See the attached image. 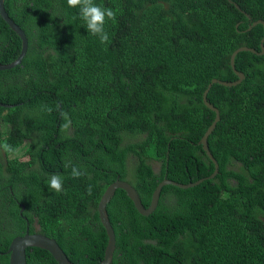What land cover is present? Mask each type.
Instances as JSON below:
<instances>
[{
    "label": "trees",
    "instance_id": "obj_1",
    "mask_svg": "<svg viewBox=\"0 0 264 264\" xmlns=\"http://www.w3.org/2000/svg\"><path fill=\"white\" fill-rule=\"evenodd\" d=\"M24 31L21 61L0 70V264L10 239L53 237L75 264H96L107 236L97 202L115 178L144 206L162 177L192 186L162 187L141 214L122 188L106 203L114 230L110 264H264V0H95L117 12L105 31H87L66 0H4ZM236 3V4H235ZM248 14V16L246 15ZM0 16V63L20 50ZM207 142L219 172L198 144ZM264 46V40H263ZM47 108H52L49 113ZM71 119L68 129L59 112ZM159 162L154 171L149 160ZM71 165L85 175L71 176ZM64 178L56 193L47 181ZM26 264H58L44 248H25Z\"/></svg>",
    "mask_w": 264,
    "mask_h": 264
},
{
    "label": "water",
    "instance_id": "obj_2",
    "mask_svg": "<svg viewBox=\"0 0 264 264\" xmlns=\"http://www.w3.org/2000/svg\"><path fill=\"white\" fill-rule=\"evenodd\" d=\"M3 1L4 0H0V16L9 25V27L17 33V35L20 37L21 44H20V50H19L17 56L9 62L0 63V70L6 69V68H9V67H12V66L18 64L21 61V58L23 57V55L25 54L26 47H27V38H26V35H25L23 29L16 22H14V20L7 13V11L4 8ZM246 15L248 16V14H246ZM259 22L263 25V36L260 40V51H258L257 53H261L264 51V46H263L264 23H263V21H261L259 19L252 21V24H256ZM243 49L255 51L252 47H248V46H244V45L239 46L236 50H234L230 56V64H231L233 69H234V65H233L234 64L233 63L234 55L238 50H243ZM234 71L236 72V74L238 76V78L236 80H233V81L221 80V79L214 77L210 80V82H208V84L206 85V87L204 88V90L202 92L203 103L208 108H210L211 110H213L215 112L214 118L212 119L211 123L209 124V126L205 130L204 135L202 136V138L200 140V142L203 144V147L206 149V151L209 155H210V153L207 149L206 136L212 130L216 121L218 120L219 112H218V109L211 102H209L207 100L206 94H207V91H208L211 83H213V82H217V83L223 84V85H235V84H237L243 78V74L241 72L235 70V69H234ZM1 104H3V103L0 102V105ZM3 105L9 106L12 104H3ZM216 171H217V164L215 163V170L212 174H209L208 177H211ZM200 180H201V178L194 181V182L181 183V182H177L175 180H171L167 177H163L155 185V187L151 193V197H150V200H149V203L147 204V206H143V204L141 203V200L137 194V191L126 180H123V179H120L117 177L114 180H112L110 183H108L106 185V187L104 188V190H103V192H102V194H101V196L97 202V205H96V209L98 212V218H99L101 224L103 225L105 232H106V235H107V242H106V245L104 248L103 257L96 264H110V262H111V256H112V251H113V247H114V233H113V228L111 226V223L109 221L108 214L106 211V203L109 201V199L113 195L114 190L116 188H122L126 192L127 196L132 200L133 205L138 210V212H140L141 214L147 215L148 213H150L155 208V206L157 204L159 193H160L163 185L173 184V185H176L178 187H188V186L194 185L195 183H198ZM28 246H38L40 248L46 249L53 256V258L57 261L58 264H74L67 257V255L64 253L62 248L58 245V243L56 242V240L53 237L47 236L43 233L29 232L27 228L25 229V231L22 234L15 235L10 239L8 246H7V249H6V252L8 253V264H26L25 248Z\"/></svg>",
    "mask_w": 264,
    "mask_h": 264
},
{
    "label": "clouds",
    "instance_id": "obj_3",
    "mask_svg": "<svg viewBox=\"0 0 264 264\" xmlns=\"http://www.w3.org/2000/svg\"><path fill=\"white\" fill-rule=\"evenodd\" d=\"M67 2V6L69 8L72 9H78V16L73 17V19H81L84 21V23L86 24L87 27V31L89 33H91L92 36L94 37H98L99 41L101 44H107L109 43V36L108 33L105 31V24L108 21H112L113 23L116 21V16H117V12L114 11L112 8H104L98 4L95 3V0H66ZM242 46V45H241ZM238 48V47H237ZM236 48V49H237ZM235 49V50H236ZM232 54V53H231ZM231 56V55H230ZM234 63V61H233ZM231 65V64H230ZM234 65V64H233ZM232 68V66H231ZM233 69V68H232ZM235 69V67H234ZM233 69V71H234ZM236 70V69H235ZM238 71V70H237ZM235 72V71H234ZM240 72V71H239ZM242 73V72H241ZM236 74V72H235ZM243 74V73H242ZM244 77V74H243ZM238 78V76H237ZM236 78V79H237ZM235 79V80H236ZM233 81V80H231ZM241 81V80H240ZM239 81V82H240ZM52 108H47V111L49 113L52 112ZM62 120L64 121V123L61 125V129L62 130H66L70 127L71 125V119L70 116L67 112L64 111H60L59 112ZM215 115V114H214ZM214 118V117H213ZM219 119V118H218ZM218 121V120H217ZM216 121V122H217ZM211 123V122H210ZM209 123V124H210ZM208 124V126H209ZM216 125V123H215ZM212 128V130L207 134L206 136V144H207V149L210 153V155L207 153L206 149L203 147V144L200 142L202 136L204 135V132L206 129L204 130L203 134L201 135L198 144H200L202 146V149L204 150V152L206 153L207 157L211 160V162L213 163V170L209 173L212 174L215 170V163L217 164V171L211 176H215L218 172H219V164L217 159L213 156V154L211 153L210 149H209V145L207 142L208 136L210 135V133L214 130L215 128ZM0 148H2L5 152L15 155V153L17 152V149H15L12 145H9L7 143L4 144H0ZM154 160V159H153ZM215 161V162H214ZM151 164V163H150ZM208 174V175H209ZM85 175V171L82 170L78 165H71V176L74 179H78L81 176ZM208 177V176H207ZM163 178V177H162ZM161 178V179H162ZM160 179V180H161ZM200 179V178H199ZM172 180V179H171ZM198 180V179H197ZM196 181V180H195ZM128 182V181H127ZM178 182V181H177ZM194 182V181H192ZM63 183H64V178L59 175V174H53L50 176V178L47 181L48 187L50 189H52L54 192L56 193H62L64 191V187H63ZM182 183V182H181ZM188 183V182H186ZM166 185V184H165ZM173 185V184H172ZM164 186V185H163ZM162 186V187H163ZM189 187V186H188ZM182 188H186V187H182ZM162 189V188H161ZM138 194V193H137ZM160 194V193H159ZM151 197V196H150ZM159 197V196H158ZM132 201V200H131ZM158 202V200H157ZM142 203V202H141ZM149 203V202H148ZM144 206V205H143ZM107 211V210H106ZM108 214V213H107ZM149 214V213H148ZM109 218V217H108ZM110 221V220H109ZM112 226V225H111ZM114 233V230H113ZM107 236V235H106ZM107 242V241H106ZM106 245V244H105ZM105 248V247H104ZM114 248V247H113ZM57 262V261H56ZM75 264V263H74Z\"/></svg>",
    "mask_w": 264,
    "mask_h": 264
},
{
    "label": "rangeland",
    "instance_id": "obj_4",
    "mask_svg": "<svg viewBox=\"0 0 264 264\" xmlns=\"http://www.w3.org/2000/svg\"><path fill=\"white\" fill-rule=\"evenodd\" d=\"M15 155H19L20 158H24L23 155H20V151H17V152L15 153ZM149 162L151 163V165H152L154 171H157L158 168H159V162L156 161V160H153V159L149 160Z\"/></svg>",
    "mask_w": 264,
    "mask_h": 264
}]
</instances>
